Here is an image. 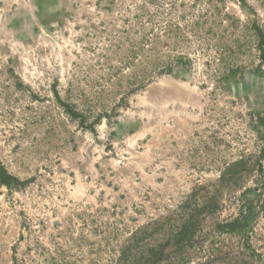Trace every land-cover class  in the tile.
<instances>
[{"label":"rangeland","instance_id":"374dc122","mask_svg":"<svg viewBox=\"0 0 264 264\" xmlns=\"http://www.w3.org/2000/svg\"><path fill=\"white\" fill-rule=\"evenodd\" d=\"M263 149L264 0H0V264H131L154 220L136 264H264V170L218 183Z\"/></svg>","mask_w":264,"mask_h":264},{"label":"trees","instance_id":"16d2710c","mask_svg":"<svg viewBox=\"0 0 264 264\" xmlns=\"http://www.w3.org/2000/svg\"><path fill=\"white\" fill-rule=\"evenodd\" d=\"M264 157V149L261 152V154L257 157V159L253 162L250 157H242L240 159H237L235 161L230 162L227 164L223 170L221 171V174L218 178V183L220 185H227V184H234L237 183L239 178L242 176L244 172L248 170L249 165H255L259 167V169L264 170V165L262 163L261 158ZM253 162V164H252ZM16 180V178L8 173L7 169L4 167V165L0 162V182L11 187L13 181ZM262 185H264V180L261 181ZM206 186H203L204 188ZM205 195H201V193L194 189L188 196V217H186L184 220L181 221L179 228L175 232L174 238L179 242H190L195 239L197 227L200 224L199 214L202 212L206 213H213L214 211L218 210L220 204H219V198L216 194H214L212 197H208L207 199L204 198ZM264 203V201H263ZM198 204H200L198 206ZM247 206L246 209L241 210L239 212V215L232 217L230 219L223 220L221 222H217L215 224V228L219 232H234L238 230L244 229L249 224V219L251 215V208ZM183 211H185V206H182ZM185 212L183 213V215ZM185 217V216H184ZM158 220H154L152 222H149L137 230H135L130 237V242L123 247L122 249V257L125 255L126 252L128 254H132L135 249L136 251H139L141 249V256L132 257V263L136 264L140 262L142 259L149 260L154 258L158 253L162 252L159 250V246L155 244H147L145 243V240H153L155 237V234L157 232V226ZM156 231V232H155ZM170 235L172 233H167ZM143 243V246H140L139 244ZM126 254V256H129ZM123 263L121 264H127L128 259L124 258L121 259ZM131 262V261H129Z\"/></svg>","mask_w":264,"mask_h":264}]
</instances>
